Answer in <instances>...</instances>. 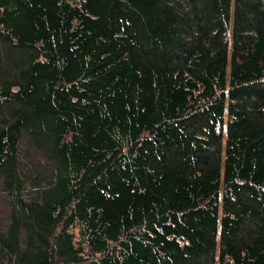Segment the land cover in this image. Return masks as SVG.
<instances>
[{
  "label": "trees",
  "instance_id": "16d2710c",
  "mask_svg": "<svg viewBox=\"0 0 264 264\" xmlns=\"http://www.w3.org/2000/svg\"><path fill=\"white\" fill-rule=\"evenodd\" d=\"M0 264H264V0H0Z\"/></svg>",
  "mask_w": 264,
  "mask_h": 264
}]
</instances>
